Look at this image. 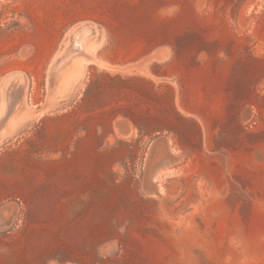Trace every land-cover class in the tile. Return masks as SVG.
Returning <instances> with one entry per match:
<instances>
[{"label":"rangeland","instance_id":"rangeland-1","mask_svg":"<svg viewBox=\"0 0 264 264\" xmlns=\"http://www.w3.org/2000/svg\"><path fill=\"white\" fill-rule=\"evenodd\" d=\"M0 264H264V0H0Z\"/></svg>","mask_w":264,"mask_h":264},{"label":"clouds","instance_id":"clouds-1","mask_svg":"<svg viewBox=\"0 0 264 264\" xmlns=\"http://www.w3.org/2000/svg\"><path fill=\"white\" fill-rule=\"evenodd\" d=\"M175 11H179V6L177 5V6H175V9H174Z\"/></svg>","mask_w":264,"mask_h":264}]
</instances>
